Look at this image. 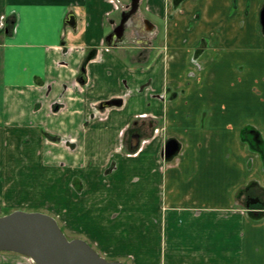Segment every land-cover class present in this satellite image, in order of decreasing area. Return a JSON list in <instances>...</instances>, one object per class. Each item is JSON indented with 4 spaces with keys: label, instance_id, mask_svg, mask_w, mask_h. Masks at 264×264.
I'll use <instances>...</instances> for the list:
<instances>
[{
    "label": "crops",
    "instance_id": "obj_1",
    "mask_svg": "<svg viewBox=\"0 0 264 264\" xmlns=\"http://www.w3.org/2000/svg\"><path fill=\"white\" fill-rule=\"evenodd\" d=\"M115 6L113 0H0V159L4 138L38 134L40 126L53 137L47 154L58 163L84 147V135L107 137L113 142L105 143L103 167L119 153L130 166L146 159L160 166L162 195L146 221L147 244L135 254L121 247L131 264H264V216L254 217L239 197L253 182L251 193L264 188V156L249 141L252 131L264 140V0H154L150 12L164 21V40L161 64L148 67L151 85L144 90L142 81L124 87L114 74L120 59L104 39ZM86 32L91 38L78 41ZM202 41L203 66H194ZM217 84L227 89L220 99ZM116 96L124 98L121 107L91 118L100 101ZM143 116L153 125L131 153L127 131ZM170 137L182 148L167 160L162 151ZM71 164L82 165L78 155ZM104 215L120 216L113 208ZM99 226L118 240L116 228ZM113 252L109 260L122 261V252ZM0 264L29 262L0 252Z\"/></svg>",
    "mask_w": 264,
    "mask_h": 264
},
{
    "label": "rangeland",
    "instance_id": "obj_2",
    "mask_svg": "<svg viewBox=\"0 0 264 264\" xmlns=\"http://www.w3.org/2000/svg\"><path fill=\"white\" fill-rule=\"evenodd\" d=\"M116 3L122 8L126 4H131V0H116ZM140 4L141 10H144V13L150 16L157 26L164 25L162 19L145 11L147 0H141ZM149 4H154V0H150ZM143 16L139 14L140 19H144ZM110 22V19L107 20L106 35L111 31ZM139 31L142 36H137L134 29H129L126 42L138 47L145 46L146 40L149 41L151 35L144 27ZM163 34L164 29L161 35ZM84 38L88 41L91 33H83L78 41ZM132 51L127 52L122 46L113 49L114 54L120 59L118 70L114 74L122 76L124 87L129 86L134 80L148 82L150 79L148 67L161 64L157 51L150 52L146 61L139 54V58L135 59L137 63L128 56ZM219 73L221 77H218L217 82L221 83L222 73ZM226 91L227 89L217 84L218 99L222 98V93ZM44 129V126H40L38 134L34 133L32 136L31 132H23L21 136L4 138L6 158L0 159L2 213L14 210L48 213L57 218L70 239L79 237L87 240L102 255L106 256V251L110 253L106 256L107 259L115 257L113 251L122 252V255L117 257L131 264V260H128L127 254H123L121 247H128L135 254L140 252L137 246L142 247L147 244L146 221L148 218L151 219L149 216L151 212L158 211L162 195V189L159 186L160 166L156 162L151 163L150 159L142 160V162L132 160L130 166L129 161L119 153V155L114 154V157L110 159L111 163L108 162V165L103 167L102 157L105 154V143L108 138L98 139L92 132L81 137L86 143L84 147L80 145L81 150L79 149L78 153H72L73 156L65 155L62 159L64 162L58 163L47 154L53 138ZM152 133L151 135H156L157 129H154ZM144 139L145 137L143 141ZM113 146L114 144L110 147ZM142 146L143 143L133 153L138 152ZM76 155L82 163L80 166L71 164ZM151 155L150 153L147 158ZM9 182L14 183V186L10 192H6L3 189L8 187ZM112 208L114 212L120 214L116 221L104 215ZM99 221L107 229L116 228L119 232L116 242L113 241L115 237L112 235L104 236ZM148 228L151 229V226L148 225ZM139 232H141L140 235L136 237ZM99 242L101 245L98 244ZM3 253L22 255L8 251ZM26 258L29 264H35L29 257Z\"/></svg>",
    "mask_w": 264,
    "mask_h": 264
},
{
    "label": "water",
    "instance_id": "obj_3",
    "mask_svg": "<svg viewBox=\"0 0 264 264\" xmlns=\"http://www.w3.org/2000/svg\"><path fill=\"white\" fill-rule=\"evenodd\" d=\"M133 11L140 0H132ZM264 32V6L260 13ZM123 28L113 32L107 38L109 45H114L122 38ZM115 37L117 41L115 42ZM85 69L79 77L85 82ZM121 99L105 101L102 106L121 105ZM141 135L133 134L130 150H138ZM181 149L176 137H170L165 144L164 156L171 160ZM0 251L16 252L31 258L35 264H126L120 260H109L83 238L70 239L56 217L45 212L14 210L2 214L0 206Z\"/></svg>",
    "mask_w": 264,
    "mask_h": 264
},
{
    "label": "flooded vegetation",
    "instance_id": "obj_4",
    "mask_svg": "<svg viewBox=\"0 0 264 264\" xmlns=\"http://www.w3.org/2000/svg\"><path fill=\"white\" fill-rule=\"evenodd\" d=\"M175 1L178 2V0H175ZM131 2H132V0H131ZM174 5H177V4H173V6ZM140 7H141V4H138V7L133 11V4H126L122 8H120L119 4H116L115 12L110 17L111 31L105 36V39H104L105 47L108 50L110 48H119L120 46H122L123 50H125L127 52H128V50H133L131 53L128 54V56L130 58L134 57L133 61L135 63H137V61H136L137 59L136 58H139V54H141L142 55L141 57H143V60L146 61L149 58L150 52H154V51L158 52L159 51L158 48H160L162 46L161 43H163V40H164V34L161 35V33H163L164 25L157 26V24L154 22V20L150 16L146 15L144 13V10H141ZM144 9H145V11H147V12H149V13H151L153 15V13L150 12L151 8H150L149 4H146ZM140 13L144 15L143 16L144 19H140V17H139ZM72 21H73V18H72ZM143 27L146 28L148 34L151 35L150 36L151 37L150 40L149 41L146 40L147 42H146L145 46L141 45V46L138 47V46H135L134 44L126 42L127 38H128V33L127 32H128L129 29H134V33L137 36H142L140 34L139 30L141 28H143ZM121 28H123V31H122L123 35L121 37L122 39L119 41L117 39V37H115V42L117 40H118V42L115 43L114 45H109L108 42H107L108 36H110L113 32H116L117 30H119ZM159 38H161V40H159ZM140 44H142V43H140ZM205 47H206L205 41L200 42V44L198 45V48L196 49L195 54L191 58V62H192V64L194 66H200V67L203 66V62H201L200 58H199V55H200L199 53L201 51H203ZM96 54H97V50H95V48L90 50L89 54H88V56H87V58H86V60H85V62L83 64L81 74L83 73V69H85V71H84L85 75L84 76H85L86 80H85L84 83L81 82L82 85H85L87 83V81H88V78L86 76V68H87V65H88L89 61L91 59H93V57H95ZM125 56H126V54H125ZM126 83H127V81H126ZM149 85H151V80H149L148 82H145L144 84H142V87H141V88H143L142 90H144L147 87H149ZM111 99H121L122 100V104L121 105H111V106H104L103 107L102 104L105 101H107V100H102L96 105L95 112H92V115H91L92 117L91 118L96 117L101 110H104L106 108L113 107V106L121 107L123 105V103H124V98L122 96H116V97L110 98L108 100H111ZM147 119H150V120H147ZM152 125H153V119L152 118H147V116H143L142 118L134 119L132 121V123H131L130 128L127 131V138H126L127 149L130 150V140H131V137H132L133 134L139 133L141 135V143H143V137L146 134V132L149 130V128H152ZM153 129H155V128L153 127ZM153 129H152V131H153ZM251 135H252L251 139L254 138L255 141L256 140L258 141V139L261 137V136H259V134H257L256 131H252ZM165 144H166V142H165ZM165 144H164L163 151H162V155H163L164 158H165V156H164ZM180 151H181V149H180ZM130 152L132 153L133 151L130 150Z\"/></svg>",
    "mask_w": 264,
    "mask_h": 264
},
{
    "label": "trees",
    "instance_id": "obj_5",
    "mask_svg": "<svg viewBox=\"0 0 264 264\" xmlns=\"http://www.w3.org/2000/svg\"><path fill=\"white\" fill-rule=\"evenodd\" d=\"M11 21V20H9ZM15 20L7 25L8 29H11L14 26ZM248 131H245L247 133ZM257 132V131H256ZM259 132H257L258 134ZM251 147L254 151L262 154L264 156V140L263 138H259L258 141L253 138H249ZM255 141V142H254ZM256 184L253 182V184H249L246 188L242 189L239 192V197L244 196L245 201L244 204H247L248 209L250 210L251 214H253L256 218H261L264 216V188L260 191L258 194H253L250 192V189L253 187V185ZM254 195V196H253Z\"/></svg>",
    "mask_w": 264,
    "mask_h": 264
}]
</instances>
